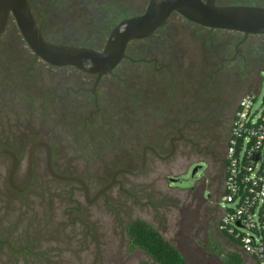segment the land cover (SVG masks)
Listing matches in <instances>:
<instances>
[{
    "label": "flooded vegetation",
    "instance_id": "1",
    "mask_svg": "<svg viewBox=\"0 0 264 264\" xmlns=\"http://www.w3.org/2000/svg\"><path fill=\"white\" fill-rule=\"evenodd\" d=\"M26 1L45 41L98 51L103 48L110 31L121 21L140 15L149 0H100L99 8L93 9L91 13H86L83 9L86 0ZM213 3L221 7L264 8V0H213ZM74 13L81 15L84 18L82 25L91 26L95 29V34L91 33L89 27L82 29L84 32L80 31L81 28H62L66 24L81 23L82 18L78 22H68L67 16ZM0 45H6L10 51L15 52L13 64L10 63L6 68L0 64V149L9 151L16 157L18 168L21 151L26 150L30 142L27 162L30 148L36 144H45L51 150L54 173L82 180L77 176L61 173L55 167L53 136L50 131L52 128L44 133V137L36 139L34 137L38 136L37 132H24L26 135L17 131V136L8 135L3 126H31L39 116L42 119L40 122L51 119L55 123H61L56 120L62 116L63 124L78 126L83 132L85 129L97 130L107 119L126 113L128 116L129 113L134 125L141 127L146 124L144 127L150 129L145 132L147 134L139 156H136L138 147L136 151L130 149L126 153L129 161H139L135 171L141 168L142 160L144 170L150 160L166 161L181 155H195L200 159V167L217 170L219 175L216 194L220 193L223 182L225 150L238 103L245 94L258 88L259 74L264 70V36H244L236 32L210 30L189 23L175 14L150 37L131 42L126 48L125 59L110 74L99 79L74 68H54L42 63L31 54L22 40L6 42L1 39ZM3 54L11 55L0 51V60ZM58 104L62 107L55 109ZM54 114L58 117L55 118ZM166 128L170 131L169 134L160 139ZM84 133L92 138L88 131ZM38 151L43 152L46 159V149L37 148L34 152V170ZM0 159L7 160L11 167L8 156L0 154ZM18 168L14 184L20 187L25 179L21 184L17 181ZM112 175L99 190L111 182ZM118 176L108 191L89 204L79 184L57 181L65 185L66 202L62 198L49 209L50 223L46 228L47 232H36L25 244L22 243L21 233L17 232L19 223L16 218L26 208L19 203L1 202L0 214H9L6 217L14 219L0 222V254L5 251L4 264H22L24 255L41 263V258L45 256L42 252L43 241L52 243L53 251L60 254L75 247L77 250L82 248L80 252L99 256L102 237L98 228L87 222L88 218L91 219V212L84 211L75 196L83 198L87 206H93L116 188L118 198H130L134 204L137 203V197L125 188ZM84 183L88 189V200L91 201L99 190L92 193L91 188ZM5 186L9 192L23 194L30 183L23 193L10 189L7 179ZM146 195L150 199L151 195ZM62 206L65 207L61 216L66 218L72 228L78 226L84 229V234L73 231L68 239L64 233L66 224L55 222ZM56 235L60 237L57 238Z\"/></svg>",
    "mask_w": 264,
    "mask_h": 264
},
{
    "label": "rangeland",
    "instance_id": "2",
    "mask_svg": "<svg viewBox=\"0 0 264 264\" xmlns=\"http://www.w3.org/2000/svg\"><path fill=\"white\" fill-rule=\"evenodd\" d=\"M99 2L100 0H86L83 6L84 11L91 13L93 9L99 8ZM81 18V15H77V13L67 16L68 22H78L81 21ZM83 20L84 18L77 25L70 23L71 25L67 26L66 24L61 27L72 30L81 28V32H84L82 29L89 27L91 33L95 34V29L91 26L82 25ZM2 40L6 42L20 41L21 37L15 26L11 25ZM0 51L11 53V58L15 53L14 50L10 51L6 45H0ZM9 60V56H2L0 64L5 68L9 67ZM259 80H261V87L254 104L255 108H259L264 103V70L260 72ZM58 107H62V105H55V109ZM111 114L113 113L111 112ZM54 116L58 117L55 114ZM58 118L60 119L56 121L61 123H55L51 119L40 122L42 119L39 116L31 123V126L3 127L6 128L8 135L17 136V131L23 134H26L24 132L27 131L37 132L38 136L34 137L36 139L44 137V133L52 128L50 130L52 134H50L53 136L55 167L61 173L74 175L84 180L91 188L92 193H96L110 179L116 169L124 167L127 168L126 170L135 171L137 168L136 164H139V161H129L126 153L130 149L136 151L138 147L136 156H139L147 134L145 132L150 129L144 127L146 124L141 127L134 125L133 117L129 113L128 116L126 113L107 119L97 130L85 129L83 132L78 126L63 124L62 116ZM87 131L92 135V138L84 135V132ZM169 132L167 128L163 129V136L160 139L167 136ZM30 143L27 145L28 147L26 146V150H22L20 154V165L16 174V179L20 184L26 176L27 150ZM9 168V162L0 159V203H19L26 208L16 218L19 223L17 232L21 233L22 243L25 244L33 238L36 232L38 234L47 232L46 228L50 223L49 209L55 206V203H59L62 198L66 202V188L65 185L53 181L47 175L45 155L41 151L36 153L35 170L30 186L23 194H15L7 190L5 184ZM193 170L195 173L192 175ZM218 175L215 169L205 170L203 166L200 167V159L195 155H181L166 161L150 160L141 173L134 176H118V180L125 188L137 197L135 204L130 198H118L116 188L109 191L105 198L99 199L93 206H87L83 202V198L75 196L84 211L91 212V219L86 218L87 222L93 224V227L96 226L100 232L102 246L99 256L93 252L90 255L85 251L80 252L82 248L77 250L75 247H70L69 250L60 254L58 251H53L52 243L48 244L43 241L44 250L42 252L45 255L41 258L43 261L37 263L33 261V257L24 255L22 264H117L118 262L141 264L147 260L145 255L138 250L129 253L126 247L127 240L123 233L124 225L137 218L151 224L165 240L181 253L188 264H219L215 256L207 255L204 251V244L209 236L215 237L225 251L231 250L232 246L230 243H226L215 230L216 222L220 217V212L215 209L216 205L213 202L218 190ZM201 188L208 190H205L204 196L199 200ZM146 194L151 195L150 199ZM210 194L212 195L210 196ZM208 196H210L209 199H207ZM151 204H154V207ZM64 207L59 208L61 213L55 222L66 224L64 233L68 239L73 231L84 234V229H80L78 226L72 228L66 222V218L61 216ZM6 215L9 216V214ZM6 215L0 214V222H3L4 219H6L5 222L14 220ZM56 236L60 237V235ZM233 244L235 245V243ZM47 251L49 252L46 254ZM3 252L5 251L3 250ZM3 252L0 254V264H4L6 261V254Z\"/></svg>",
    "mask_w": 264,
    "mask_h": 264
},
{
    "label": "water",
    "instance_id": "3",
    "mask_svg": "<svg viewBox=\"0 0 264 264\" xmlns=\"http://www.w3.org/2000/svg\"><path fill=\"white\" fill-rule=\"evenodd\" d=\"M179 15L189 23L219 31H230L244 36H264V8L248 6H216L213 0H149L145 10L137 16L118 23L109 33L102 49L96 51L84 47H75L49 43L44 40L26 0H0V40L8 25L12 23L31 54L42 63L54 68H74L75 70L101 78L110 74L123 59L127 46L138 40L150 37L161 28L171 15ZM46 149L45 168L54 180L63 183H77L81 186L86 202L92 203L108 191L118 175L134 176L142 172V166L136 171L119 169L112 175L111 182L99 190L94 198L88 200L85 183L73 177H64L54 173L51 164V150L45 144L33 145L28 154L27 173L22 186L14 184L18 160L9 151L0 149L11 159L7 182L14 192L23 193L28 187L34 171V152L37 148ZM195 173L193 170L192 175Z\"/></svg>",
    "mask_w": 264,
    "mask_h": 264
},
{
    "label": "built area",
    "instance_id": "4",
    "mask_svg": "<svg viewBox=\"0 0 264 264\" xmlns=\"http://www.w3.org/2000/svg\"><path fill=\"white\" fill-rule=\"evenodd\" d=\"M260 87L261 80L238 103L213 200L220 212L216 230L237 244L242 264H264V103L254 107Z\"/></svg>",
    "mask_w": 264,
    "mask_h": 264
},
{
    "label": "trees",
    "instance_id": "5",
    "mask_svg": "<svg viewBox=\"0 0 264 264\" xmlns=\"http://www.w3.org/2000/svg\"><path fill=\"white\" fill-rule=\"evenodd\" d=\"M11 25L13 24L10 23L8 27ZM4 56L9 55L6 54ZM9 59L8 63L13 64L15 62L10 56ZM205 190L208 189L201 188L199 200L204 196ZM211 195L212 194H210V196ZM210 196H208L207 199H209ZM123 233L127 240L126 247L129 253L138 250L145 255L147 260L141 264H188L174 246L165 240L151 224L142 219L137 218L126 223L123 228ZM219 234L222 237L230 239L224 232ZM235 246H237L236 243ZM204 251L207 255L215 256L219 264H242V259L239 254L225 251L219 241L213 236L208 237L204 244ZM117 264L121 263L118 262Z\"/></svg>",
    "mask_w": 264,
    "mask_h": 264
},
{
    "label": "crops",
    "instance_id": "6",
    "mask_svg": "<svg viewBox=\"0 0 264 264\" xmlns=\"http://www.w3.org/2000/svg\"><path fill=\"white\" fill-rule=\"evenodd\" d=\"M223 239L226 241V243H230V245H232V246H231V250H229L228 252H236V253L239 254L240 257H241V254H240V250H239V248H238L237 246H235V245L233 244V242H232L230 239L225 238V237H223ZM241 259H242V257H241Z\"/></svg>",
    "mask_w": 264,
    "mask_h": 264
}]
</instances>
